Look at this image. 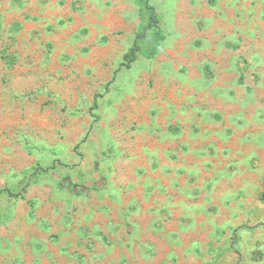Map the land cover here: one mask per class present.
<instances>
[{
    "label": "rangeland",
    "instance_id": "374dc122",
    "mask_svg": "<svg viewBox=\"0 0 264 264\" xmlns=\"http://www.w3.org/2000/svg\"><path fill=\"white\" fill-rule=\"evenodd\" d=\"M151 2L0 0V264H264V0Z\"/></svg>",
    "mask_w": 264,
    "mask_h": 264
},
{
    "label": "trees",
    "instance_id": "16d2710c",
    "mask_svg": "<svg viewBox=\"0 0 264 264\" xmlns=\"http://www.w3.org/2000/svg\"><path fill=\"white\" fill-rule=\"evenodd\" d=\"M137 3L139 6L140 23L133 44L124 55V61L127 66H130L140 54L146 57L155 56L166 37L162 16L151 0H137ZM243 75L244 70H241V80L243 79ZM35 171L31 179L38 181L48 169L39 166L35 168ZM26 189L27 187L23 188L22 191L26 192ZM23 192H18L12 188L0 189V195L8 193L15 197H19Z\"/></svg>",
    "mask_w": 264,
    "mask_h": 264
}]
</instances>
